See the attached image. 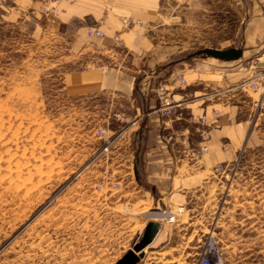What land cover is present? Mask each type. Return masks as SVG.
<instances>
[{"label": "rangeland", "instance_id": "rangeland-1", "mask_svg": "<svg viewBox=\"0 0 264 264\" xmlns=\"http://www.w3.org/2000/svg\"><path fill=\"white\" fill-rule=\"evenodd\" d=\"M18 6L0 0V264H118L130 252L135 264H201L205 256L264 264V49L244 47L250 0H160L145 9L153 44H176L179 58H209V69L229 73L213 86L225 91L208 102H223L209 107L208 119L227 105L249 120L243 139L225 141L227 161L207 169L185 196L166 197L145 182L143 90L78 89L67 77L128 71L123 48L111 54L95 42L111 36L108 19L87 20L86 47L76 52L77 36L58 33L63 20L51 8ZM95 27L105 35H90ZM230 48L245 56L194 55ZM211 78L223 79L220 72ZM253 78L257 90L238 86ZM185 122L164 133L169 154L175 172L200 175L209 150L195 147L211 131L203 140L198 124ZM157 209L178 218L159 223ZM151 222L159 232L145 246Z\"/></svg>", "mask_w": 264, "mask_h": 264}, {"label": "crops", "instance_id": "crops-1", "mask_svg": "<svg viewBox=\"0 0 264 264\" xmlns=\"http://www.w3.org/2000/svg\"><path fill=\"white\" fill-rule=\"evenodd\" d=\"M13 1L19 4L20 9L27 7L32 13H39L44 7L56 12L57 14L54 15L63 20L62 31L57 32L77 36L75 43L71 44V50L76 52H81L86 47L87 20L108 19L105 24L109 26L111 36H105L95 42L101 44L102 49L111 51V54L114 49L123 48L126 55L131 57L126 65L128 71L82 70L70 72L67 77L71 85L78 89L126 90L132 91V94L137 93L138 89L143 90L144 103L141 109L138 108V111H143L142 114L145 116L142 121L144 143L141 158L145 163V182L149 187L152 186L151 188L155 189L158 195L185 196L191 185H196L198 180L204 179L203 173L207 169L229 159L230 153L227 149H223L225 141L231 140L229 143L234 146L239 142L237 140L245 137L249 120L239 119L241 110L238 107L223 105L221 115L216 119V125L211 130L210 140L195 147L199 150L204 143L208 145L209 154L205 158V168L202 173L185 175L182 172H175V162L171 160L164 133L169 129L175 132L177 123L191 122L193 118L198 119V116L207 113L210 106L223 104V102L217 104H208V102L218 96L219 89L213 86L220 85L224 75L227 76L229 73L218 71L223 79L211 78L218 72L209 69L213 65L209 58L201 60L190 54L188 58L185 56L179 58L178 53L182 50H179L176 44L172 46L166 43L153 44L146 36L145 9L148 7L151 10L150 3L158 4L160 0ZM250 5L252 14L243 29L244 47H250L247 52L252 53L259 51L264 43V0H250ZM126 16L132 19L130 26L124 25L121 21ZM69 23L73 26L71 27ZM245 53L246 51H243V56ZM119 58L122 57L118 55ZM242 74L241 70L237 71V75ZM180 75L186 80L183 86H180ZM243 82L250 85L256 82V78ZM163 84L173 90L172 96L176 105L172 117L164 115L158 109L160 101L157 90Z\"/></svg>", "mask_w": 264, "mask_h": 264}, {"label": "built area", "instance_id": "built-area-1", "mask_svg": "<svg viewBox=\"0 0 264 264\" xmlns=\"http://www.w3.org/2000/svg\"><path fill=\"white\" fill-rule=\"evenodd\" d=\"M128 19V18H127ZM129 20V19H128ZM126 20V21H128ZM88 33L90 35H95V36H104L105 32L100 29V28H93V29H89ZM262 49H264V43L262 46ZM180 79V86H183L186 84V80L184 79V77L182 75L179 76ZM240 88H242V90L246 91L248 89H252V90H257L258 88V84L256 82L251 83L250 85L247 83L242 82L241 84L238 85ZM225 90H219L217 91V94H223ZM158 93V99L160 101V106H159V111H161L164 115L168 116V117H172L173 113H174V109H175V105L176 102L173 99V90L169 87H167L166 85H160L158 87L157 90ZM213 120L210 121L208 119V114L204 113L201 117H199L198 119L193 118L192 120L194 122H196L198 124V129L201 130L202 132V138H204L203 140H207L210 137V127L213 128L216 125V119L219 117L220 114V110L214 108L213 111ZM201 152L203 154L206 153V151L208 150L207 145H204L203 147L200 148ZM181 209V208H180ZM168 210L166 209H162L160 210H154V214H158L159 215V219L155 220L158 221L159 223H169V222H174L176 221L175 218L174 220H170L169 218H166V215H174L175 212H170V214L167 213ZM145 219L147 220V222L149 223L151 221L150 217H145ZM147 223V224H148ZM201 264H224V262L217 257H210V256H205L202 261Z\"/></svg>", "mask_w": 264, "mask_h": 264}, {"label": "water", "instance_id": "water-1", "mask_svg": "<svg viewBox=\"0 0 264 264\" xmlns=\"http://www.w3.org/2000/svg\"><path fill=\"white\" fill-rule=\"evenodd\" d=\"M204 53L206 56H215L219 58H228V59H235L240 58L243 55V51L238 48H230L227 50H219V49H204V50H198L194 55L202 54ZM159 232V227L157 222H151L150 226L148 227L144 242L145 246L149 244L154 237ZM137 250H139V247H137ZM138 256L130 252L127 254L121 261L118 262V264H135L137 262Z\"/></svg>", "mask_w": 264, "mask_h": 264}, {"label": "bare ground", "instance_id": "bare-ground-1", "mask_svg": "<svg viewBox=\"0 0 264 264\" xmlns=\"http://www.w3.org/2000/svg\"><path fill=\"white\" fill-rule=\"evenodd\" d=\"M167 218H169L170 220H174L177 216V214L175 213L174 215H166ZM151 221H154V220H151Z\"/></svg>", "mask_w": 264, "mask_h": 264}]
</instances>
